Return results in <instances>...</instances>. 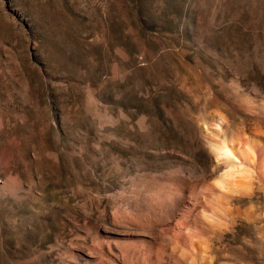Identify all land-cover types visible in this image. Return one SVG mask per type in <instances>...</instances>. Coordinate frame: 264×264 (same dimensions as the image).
Returning <instances> with one entry per match:
<instances>
[{
	"label": "rangeland",
	"instance_id": "rangeland-1",
	"mask_svg": "<svg viewBox=\"0 0 264 264\" xmlns=\"http://www.w3.org/2000/svg\"><path fill=\"white\" fill-rule=\"evenodd\" d=\"M258 147L264 0H0V264H264Z\"/></svg>",
	"mask_w": 264,
	"mask_h": 264
},
{
	"label": "bare ground",
	"instance_id": "bare-ground-1",
	"mask_svg": "<svg viewBox=\"0 0 264 264\" xmlns=\"http://www.w3.org/2000/svg\"><path fill=\"white\" fill-rule=\"evenodd\" d=\"M213 147H214V150H215V154L218 155V156H223V157H227V158L233 156L232 148L223 140L220 141L218 144L214 143ZM258 150L260 151V153H263L264 152V147H258ZM258 162H259V165L263 168L264 161L261 160V162L260 161H258ZM262 170H263V173H264V168ZM216 183L219 186H223L224 184L227 183V180L223 176L222 177L220 176V177L217 178Z\"/></svg>",
	"mask_w": 264,
	"mask_h": 264
}]
</instances>
